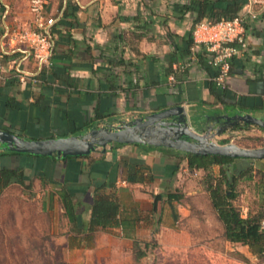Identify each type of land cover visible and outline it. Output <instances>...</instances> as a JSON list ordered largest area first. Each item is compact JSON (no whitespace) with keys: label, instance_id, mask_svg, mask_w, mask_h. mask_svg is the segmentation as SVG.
Segmentation results:
<instances>
[{"label":"crops","instance_id":"1","mask_svg":"<svg viewBox=\"0 0 264 264\" xmlns=\"http://www.w3.org/2000/svg\"><path fill=\"white\" fill-rule=\"evenodd\" d=\"M186 2L49 0L51 12L57 18L53 31L55 47L51 64L33 82L22 81L19 71L35 72L36 61L14 36H5L7 29L24 28L31 23L26 0H0V128L31 139L61 137L93 127L117 125L177 104L186 106L190 115L196 116L200 131L215 123L219 114L241 110L264 117V5L252 7L246 0L240 10L239 14L245 17L247 47L231 58V74L226 85L220 87L214 84V76L197 56L182 58L177 53V36L194 32L197 24V12L184 13L176 8ZM202 49L204 45L195 39L194 51ZM214 70L212 67L211 71ZM244 98L250 105L240 103ZM231 129L214 139L228 143L234 139L219 140L229 133L260 136L264 131L252 124ZM259 146L263 145L255 147ZM179 151L136 143L113 144L106 151L98 149L71 161L0 147V245H14L20 229L21 238L28 236L30 202H35L39 214L47 215V228L59 243L68 242L71 224L59 194L63 184L78 190L77 196L90 205L96 186L113 181V187L107 186L105 191L116 194L122 209L138 205L143 211L153 209L154 194L166 195L181 188V201L192 195L208 194L202 185L205 171L189 169L187 159ZM135 161L149 168L138 167V181L130 182V163ZM256 164L264 167V160ZM176 165L179 168L173 174ZM8 169L20 170L22 175L7 178L3 171ZM214 170L218 171V166ZM68 177L71 180L65 181ZM191 183L196 184L195 188L189 189ZM259 202L260 194L249 193L248 189L236 200L243 216L255 212ZM175 205L178 220L173 218L168 202L160 200L158 211L149 222H140L137 236L140 238V231L147 228L164 233L191 215L190 209L181 208L182 202ZM15 215H22L20 229L15 227ZM84 218L89 220L90 209ZM36 228L45 229H40V225ZM112 233L129 239L122 235L120 227H113L110 231L99 230L94 244H100L101 234ZM224 242L243 251L248 258L255 257L248 245L226 239ZM219 253L228 256L222 250Z\"/></svg>","mask_w":264,"mask_h":264},{"label":"trees","instance_id":"2","mask_svg":"<svg viewBox=\"0 0 264 264\" xmlns=\"http://www.w3.org/2000/svg\"><path fill=\"white\" fill-rule=\"evenodd\" d=\"M185 1L188 2L176 5V8H179L184 13L186 11L197 12L195 24L203 19L219 21L221 19L232 18L239 14L246 2V0ZM194 46L193 30L187 35L177 36L175 48L178 55L182 58L191 55L197 56L199 61L215 76L217 71H211L213 66L208 62L206 51L202 49V51L195 52L193 51ZM213 82L217 85L215 81ZM240 103L243 106L250 105V102L246 98ZM247 126L249 124H244L240 127ZM115 145H120V143H116ZM179 153L183 154L182 158L187 159L189 169H203L205 171L202 185L208 192L212 209L223 224L222 237L231 242H241L248 245L250 251L255 256L264 257V229L261 227V221L264 219V167L256 164V162L264 159L235 158L214 154L201 155L183 151H179ZM85 156H68L66 159L72 161ZM239 161H243L244 163L240 166L238 164ZM215 166H218V171L214 170ZM138 167L149 168L138 161L130 163L128 175L130 182L138 181ZM178 168L179 165L174 167L173 174L177 172ZM72 170L74 171L75 168L72 167ZM3 175L7 178L11 176L18 177L22 175V172L20 170L8 169L3 171ZM151 178H153V175ZM70 180L69 177L65 179V181ZM112 184L113 181H109L96 186L90 205L84 199H80L77 196L78 190L68 187V184L62 185L59 194L65 209V216L71 224V235L68 238V246L70 248L90 247L94 244L96 233L99 230L110 231L113 227H120L122 235L132 240L134 258L139 260L145 257L156 244L154 241H147L137 236L140 222H149L151 215L158 211L160 200H162V203L168 202L173 212V218L178 220L179 213L175 203L180 202L184 194L177 189L168 191L166 195L162 193L154 194L153 209L150 211H143L138 205L122 209L116 194L113 191H105V188L112 186ZM243 184L253 185L255 192L260 194L258 208H256L255 212H249L246 216H243L241 207L236 203L241 192L244 191L240 188ZM82 192L85 194L86 190ZM88 209H90V218L86 220L84 213ZM162 209L163 206H161L160 211Z\"/></svg>","mask_w":264,"mask_h":264},{"label":"rangeland","instance_id":"3","mask_svg":"<svg viewBox=\"0 0 264 264\" xmlns=\"http://www.w3.org/2000/svg\"><path fill=\"white\" fill-rule=\"evenodd\" d=\"M191 120L196 124L195 115L191 116ZM242 125L244 124L231 130H239ZM232 138L234 141L230 142L243 147L264 146V131L260 136L245 132L239 136L229 133L219 141L224 142ZM195 186V183H191L189 189ZM240 188L244 191L248 189L249 193L255 191L253 185L243 184ZM177 190L182 192L181 188ZM181 202V208L191 210L189 217L181 219L164 233L154 231V228L140 231V238L154 241L156 244L139 260L134 258L132 241L118 238L113 233L109 236L101 234L98 246L93 244L90 247L70 248L68 242L62 240V243H59L58 238L47 228V215L39 214L35 202H30L27 205L31 219L29 231L26 232L28 236L21 238L22 215H15V220L18 221L15 227L20 229L19 237L15 235L14 245H0V264H264V257L248 258L243 251L224 242L223 224L212 209L208 194L192 195L178 203ZM37 225H40V229H45L39 230ZM221 250L228 256H221Z\"/></svg>","mask_w":264,"mask_h":264},{"label":"water","instance_id":"4","mask_svg":"<svg viewBox=\"0 0 264 264\" xmlns=\"http://www.w3.org/2000/svg\"><path fill=\"white\" fill-rule=\"evenodd\" d=\"M215 123L197 129L186 106L177 104L162 110L121 121L117 125L93 127L83 133L42 139L26 138L0 128V147L32 155L67 158L84 156L113 144H143L167 147L201 155H226L235 158L264 159V146L243 147L234 142L218 143L214 138L240 124L264 129V117L249 112L219 114ZM215 124H218L217 126Z\"/></svg>","mask_w":264,"mask_h":264},{"label":"built area","instance_id":"5","mask_svg":"<svg viewBox=\"0 0 264 264\" xmlns=\"http://www.w3.org/2000/svg\"><path fill=\"white\" fill-rule=\"evenodd\" d=\"M248 1L252 7L256 4L264 5V0ZM26 3L32 15L31 23L24 28H9L5 36H14L18 43L25 46L27 54L36 61L37 70L33 73L19 71L20 79L37 82L40 72L51 64L55 47L53 31L57 18L51 12L49 0H26ZM244 22L245 17L238 14L219 21H201L195 26L194 40L204 45L208 62L217 71L214 81L220 87L226 85L231 74V58L241 48L247 47ZM1 64L0 61V66ZM171 80L175 81V78L171 76ZM261 227L264 229V219Z\"/></svg>","mask_w":264,"mask_h":264},{"label":"flooded vegetation","instance_id":"6","mask_svg":"<svg viewBox=\"0 0 264 264\" xmlns=\"http://www.w3.org/2000/svg\"><path fill=\"white\" fill-rule=\"evenodd\" d=\"M218 124H216V126H217Z\"/></svg>","mask_w":264,"mask_h":264}]
</instances>
